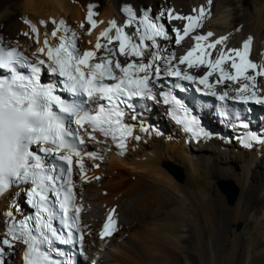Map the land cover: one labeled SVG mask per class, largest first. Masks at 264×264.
Returning <instances> with one entry per match:
<instances>
[{"label":"bare ground","instance_id":"6f19581e","mask_svg":"<svg viewBox=\"0 0 264 264\" xmlns=\"http://www.w3.org/2000/svg\"><path fill=\"white\" fill-rule=\"evenodd\" d=\"M7 2L8 0H0V38L35 61L37 58L44 59L46 64L47 49L43 54H38L37 51L44 47L46 34L50 47L58 46L61 37L65 38L66 43H70L69 38L74 32V18L78 23V29L75 30L82 37V50L78 49L82 55L84 51H97V38L109 28L112 21H115L117 27L123 28L126 34H131L136 31V23L146 9H151L147 14L154 20L161 10L173 8L180 14L188 10L186 15H198V11L193 13V8L198 10L201 5L208 7L207 0H101V4L92 5V18L96 22L93 27L90 23L86 26L84 18H81L79 5L82 1L79 0H21L18 9L23 12L17 13V16L14 6H9ZM128 7L137 14V21L132 27H125V21L130 15ZM17 17L31 22L36 33H32L30 25L22 24ZM61 21L64 22L63 25H60ZM155 22L164 25L167 35L157 37L158 47H148V53L173 57L176 48H184L183 52L176 54L175 59L170 60V65L163 60L157 61L162 69L173 66L197 77L211 71L212 75L207 82L213 85L211 90L217 94L227 92L231 98L236 96V90L244 81L233 82L226 79L217 83L220 76L217 70L209 69L206 65L189 68L187 63L180 64L179 57L185 55L195 42L186 37L180 45L175 44L172 29H180L183 34L186 21H169L165 15ZM56 28L59 31L53 38L51 33ZM208 31L213 32L214 36L209 41L200 42L202 46L215 38L227 36L224 45L217 47L235 49L251 36L250 59L264 66V57L261 56L264 52V0H252L251 4L247 0H212L210 15L204 18L202 27L191 35ZM25 32L29 35H24ZM140 32H144L143 26L140 27ZM115 35V28H112L108 37L114 38ZM131 42L138 44L139 37H134ZM100 43L115 52L112 56L113 63L116 60L122 63L138 60L135 56H121L119 41L113 39L109 44L108 38L102 37ZM145 45H151V41L146 40ZM215 54L213 52L212 57H201V50H197L192 59L201 57L207 62L209 59L214 60ZM97 55L107 56L108 53L101 49ZM230 64L231 61L228 62L229 67ZM43 71L48 77L52 76L45 69ZM231 71L235 74L234 70ZM115 74L120 75L118 70ZM248 74L255 76L251 69ZM165 77L167 74L162 72V78ZM256 80L259 88L264 90V76H256ZM160 88L162 89L161 86ZM153 93L155 98L147 99L150 110L141 118L143 129H135L140 139L132 137L127 153L122 157L113 153L110 145L105 146L98 133L83 130V149L87 151L82 149L79 157H72L75 163L73 170L77 169L80 173L77 160L84 162L82 171L86 173H83V179L80 178L85 180L86 177L103 174L104 171L99 170V163L107 158V152L110 153L111 160L110 169L105 172L107 179L102 181L101 186L96 185L94 190H90L88 196L93 199L86 198L84 207L80 201L77 202V192L73 187L75 207L81 209L83 249L88 253L81 264H196L195 258L198 264H264V144L250 141L252 147H247L242 143V140L249 142L250 136L264 139V104L250 100L248 103L254 111L243 115V120L250 121L239 128L236 121H228L227 116L218 110L208 108L200 110V113L197 111L194 118L196 122L199 121L197 131L202 129L207 133L205 136L188 132L185 127L171 122L166 107L161 102L162 90L157 91L154 87ZM259 94L264 95V92ZM89 133L95 139H90ZM229 136L234 140L230 141ZM90 142L95 143V146L91 148ZM94 148L99 154L91 157L87 153H91ZM166 163L179 167L186 175L185 180L184 176L183 181L177 180L165 167ZM89 166L92 168L91 172ZM227 180L232 181L238 189L237 199L231 206L226 204L225 195L219 190V183ZM83 183L84 181L78 187L84 188ZM9 189L0 194L2 239H11L4 235V227L15 217L22 215V198L19 197L22 196L23 188ZM16 191L18 197L14 195ZM90 202L97 203L98 206L92 207ZM112 209H115L116 231L111 239H101L100 232ZM84 211L89 215L83 217ZM238 224L243 227L240 232L236 231ZM87 228H93L92 239L88 236ZM11 242L15 247H6L7 250L17 256L16 264H24V244L15 240ZM93 242H96L97 247H92ZM101 255L108 259L102 261ZM4 256V261L9 258L5 259Z\"/></svg>","mask_w":264,"mask_h":264},{"label":"snow or ice","instance_id":"6c2138e0","mask_svg":"<svg viewBox=\"0 0 264 264\" xmlns=\"http://www.w3.org/2000/svg\"><path fill=\"white\" fill-rule=\"evenodd\" d=\"M212 0H207V6L201 5L197 10L193 8V13L198 11V15H183L176 13L173 9L161 10L154 20L150 19L148 12L144 10L136 23V31L126 34L121 27H117L115 21L110 22L109 28L100 33L95 45L96 52L84 51L82 55L75 45L74 35L69 39L70 43L65 42L61 37L60 44L55 47L48 45L47 34L44 40V47L38 49V54L45 53L48 63L44 59L37 58L35 62L29 61L16 48H6L0 46V71L6 70L7 76H0V160L5 153L8 156V163H0V194L12 185L31 184L32 187L26 194L30 197L34 207H36V229L40 237L31 232H15L9 228L5 232L6 237L0 240V264H5L3 259L4 249L14 248L11 240L22 242L26 245L23 253L24 264H72L69 258L66 261H54L50 255V250H45L47 245L50 249L53 241L62 244H75L77 239L81 242L83 236L77 237L76 230L79 229V213L81 209L74 206V193L72 176V157H79L82 149L77 147L84 145L85 141L80 132L73 128L75 124L83 129L85 124L89 125L93 132H99L104 136H111L116 141L119 135V146L123 147V139L130 136L131 125L124 124L122 117L125 108L133 107L130 100L136 97L154 99L153 89L156 82L162 78V72L167 76H175L181 80H189L207 84L209 90L213 88L208 84V77L212 72H206L203 76L197 77L181 72L178 68L169 66L162 69L157 61H166L170 65V60L175 57H163L158 53H148V47H158L156 38L166 37L164 25L157 24L155 21L167 15L169 21H186L183 27V34L180 29H172L175 33L174 42L180 45L186 37H190L195 43L186 54L179 57L180 64L187 63L189 68H199L207 66L215 69L220 76L217 83L224 80L233 82L244 81L236 90L233 99L248 103L250 100L258 104H264V95L259 93L264 90L259 88L256 76H264V66L252 61L251 43L253 38L247 37L241 42L239 48L217 47L224 45L227 36H220L209 41L214 33L191 35L196 29L202 27L204 18L210 15ZM130 14L125 21V27H132L137 21V14L131 7L127 8ZM93 13L89 11L87 20L95 26ZM26 24L28 21H24ZM43 24V21L40 22ZM54 23V22H53ZM64 22L61 21L60 25ZM144 27L141 34L140 27ZM81 27H84L81 25ZM115 28V37H108V33ZM32 33H36L35 26L30 25ZM240 29H237L239 31ZM59 28L52 31L51 36L55 38ZM24 35H29L25 32ZM139 37V43L131 42L134 37ZM107 37L111 44L113 39L119 41V54L124 57L135 56L136 61L122 63L116 60L113 63L112 56L115 52L107 45L100 43V38ZM151 41V45H145V41ZM103 49L108 53L107 56H99L97 53ZM201 50V57H212L215 52L214 60L207 62L201 57L192 59L193 54ZM211 50V51H209ZM264 57V52L261 53ZM239 60V63H237ZM98 61V62H94ZM231 61L230 67L228 62ZM18 68L26 69L28 74L18 71ZM57 76L63 86V90L73 99L65 100L55 93V85H44L40 81L42 70ZM251 69L255 76L248 74ZM116 70L120 75L115 74ZM130 70H133L130 72ZM235 74H232V71ZM142 74V75H141ZM112 81V83H106ZM212 95H216L214 91ZM164 96V103H172L180 106V102L172 98L168 99V94ZM228 96L227 92L222 93L218 98L224 100ZM86 97L87 99H79ZM107 101V104L102 103ZM95 103L97 108L92 110L85 105ZM185 115L180 117L176 111H172L176 122L184 125L185 130L196 135H207L202 129L197 131L198 125L194 118L187 115V110L183 109ZM132 119H136L135 116ZM90 139H95L91 133ZM137 140L140 137H135ZM248 141H243L245 146L252 147L250 141H259L264 144V139L256 136L248 137ZM93 155L92 153H87ZM77 165L81 168V178L83 179V165L77 160ZM98 179V178H97ZM55 201L60 213V223L67 234L58 231L53 226V220L57 212L53 210L51 202ZM75 213V215H73ZM115 209L109 211L107 219L100 232L101 239L110 237L116 231V220L114 218ZM11 216V213L8 214Z\"/></svg>","mask_w":264,"mask_h":264},{"label":"rangeland","instance_id":"374dc122","mask_svg":"<svg viewBox=\"0 0 264 264\" xmlns=\"http://www.w3.org/2000/svg\"><path fill=\"white\" fill-rule=\"evenodd\" d=\"M21 0H8V5L9 6H14V8H15V10H16V16H17V13L19 14V13H21V12H23V11H19V9H18V3L20 2ZM80 2L82 1V3H80V5H79V7H80V9H79V11H80V13L82 14V17L81 18H84V20H85V24H86V26L89 24V22H88V20H87V16H88V12L89 11H91V12H93V7H92V5L93 4H95V3H97V4H101V3H99V1H101V0H79ZM247 2H249L250 4L252 3V0H247ZM171 9H173V8H171ZM19 11V12H18ZM186 12H188V10H184L183 11V14L184 15H186ZM22 18V17H21ZM17 19L19 20V21H21V23L22 24H24V25H32V23L31 22H28L27 24L24 22V21H27V20H24V21H22V20H20V18H18L17 17ZM75 19V21L73 20L72 21V26H73V28H74V32H73V34H75L74 36V38H75V45H76V47L78 48V49H80V51L82 50V48H81V46H82V37H81V33H79L77 30H75V29H78V23H77V19L76 18H74ZM31 23V24H30ZM70 24H71V22H70ZM78 32V33H77ZM173 40H174V38H173ZM0 42H3V43H5V40H3V38H0ZM183 50H184V48H176L175 49V51L173 52V56L175 57L176 56V54H180L181 52H183ZM46 70V69H45ZM46 73H47V71H46ZM162 113V112H161ZM83 135H85V134H83ZM228 139L231 141L232 139L234 140V138H232V136H229L228 137ZM104 143V142H103ZM90 147L92 148V147H94L95 146V143H93V142H90ZM107 154H108V156H107V158L106 159H104L102 162H100L99 163V170H101V171H104V173L103 174H97L96 176H94V177H86L85 178V180H82L80 177H81V173L77 170V169H75L74 170V181H73V187H74V189H76V192H77V202L79 203V201H80V204L82 205V207H84L83 205L85 204V199L86 198H88L89 200L90 199H93V197L92 196H88V194L90 193V190L91 189H95V188H93L94 186H101L102 185V181L103 180H105V179H107V177L105 176V172L107 173L108 171H109V169H110V167H109V165H110V160H111V158H110V153H108L107 152ZM78 166V165H77ZM90 166H91V164H90ZM89 166V167H90ZM116 166H118V165H116ZM79 167V166H78ZM92 168L90 167V172L92 171L91 170ZM89 172V171H88ZM83 173H86V172H84L83 171ZM185 174V173H184ZM184 174H183V176H184ZM186 176V175H185ZM184 176V180H185V177ZM98 178V179H97ZM84 181V188H79L78 186H79V184L81 183V182H83ZM183 181V180H182ZM18 193V191H16V194L14 193V195H18L17 194ZM79 193H80V196H79ZM81 194H83V195H81ZM239 195H240V192H239ZM18 197V196H17ZM19 198H22V196H20ZM225 202H226V199H225ZM91 204H93L92 205V207H94V206H98V204L97 203H93V202H90ZM227 204V203H226ZM89 207H91V205H89ZM90 209V208H89ZM83 208H82V212H83ZM88 210V209H87ZM85 212V211H84ZM87 215H89V213L87 214V212H85V213H82V216L84 217V216H87ZM0 217L2 218V212L0 211ZM240 225V228L238 229V226ZM94 228H101V227H95L94 226ZM242 225L241 224H238L237 225V227H236V231L237 232H240V231H242ZM93 229V228H92ZM92 229L90 228H87V230H88V236L90 237V239H92L93 237H92ZM113 237V235H111L110 237H107L108 238V240L109 239H111ZM118 237H119V235H118ZM87 238V237H86ZM0 240H3L1 237H0ZM94 241H96V242H98V239H95L94 238ZM107 241V240H106ZM96 242H93L94 244H92V247H97V244H96ZM85 243H86V247H87V244H88V241L86 240L85 241ZM84 243V244H85ZM85 251V250H84ZM4 252L6 253V256H4V258L6 259V257H9V258H7L6 260H5V264H16V261H17V256L15 255V254H13V253H11V251H9V250H7V248L5 247V249H4ZM86 252V251H85ZM7 253H9V254H7ZM87 253V252H86ZM88 254V253H87ZM102 256V255H101ZM102 258H103V256H102ZM106 259H108V258H103V260L102 261H104V260H106ZM195 262H196V264H198V260H197V258H195Z\"/></svg>","mask_w":264,"mask_h":264},{"label":"water","instance_id":"95a60500","mask_svg":"<svg viewBox=\"0 0 264 264\" xmlns=\"http://www.w3.org/2000/svg\"><path fill=\"white\" fill-rule=\"evenodd\" d=\"M165 167L177 180L182 181L183 173L179 167L172 165L171 163H166ZM219 190L225 195L226 203L229 206L235 203L238 196V189L232 181H221L219 183ZM239 228L240 225L238 226V229Z\"/></svg>","mask_w":264,"mask_h":264},{"label":"clouds","instance_id":"9594fccd","mask_svg":"<svg viewBox=\"0 0 264 264\" xmlns=\"http://www.w3.org/2000/svg\"><path fill=\"white\" fill-rule=\"evenodd\" d=\"M8 162H9V161H8V156H7V154L5 153L3 159L0 160V163H4V164L6 165Z\"/></svg>","mask_w":264,"mask_h":264}]
</instances>
